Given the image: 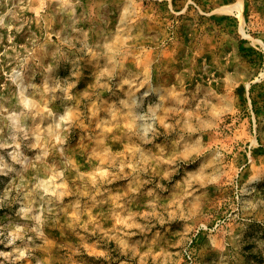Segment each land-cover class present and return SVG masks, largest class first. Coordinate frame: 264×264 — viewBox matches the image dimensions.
<instances>
[{
    "label": "rangeland",
    "instance_id": "374dc122",
    "mask_svg": "<svg viewBox=\"0 0 264 264\" xmlns=\"http://www.w3.org/2000/svg\"><path fill=\"white\" fill-rule=\"evenodd\" d=\"M0 264H264V0H0Z\"/></svg>",
    "mask_w": 264,
    "mask_h": 264
}]
</instances>
